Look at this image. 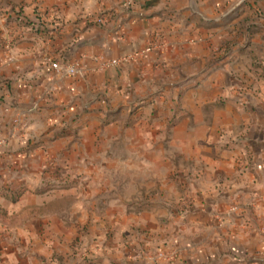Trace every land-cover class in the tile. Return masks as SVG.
<instances>
[{
  "label": "crops",
  "instance_id": "0c3cea01",
  "mask_svg": "<svg viewBox=\"0 0 264 264\" xmlns=\"http://www.w3.org/2000/svg\"><path fill=\"white\" fill-rule=\"evenodd\" d=\"M123 1L0 0V264H263L264 0Z\"/></svg>",
  "mask_w": 264,
  "mask_h": 264
},
{
  "label": "rangeland",
  "instance_id": "374dc122",
  "mask_svg": "<svg viewBox=\"0 0 264 264\" xmlns=\"http://www.w3.org/2000/svg\"><path fill=\"white\" fill-rule=\"evenodd\" d=\"M44 180H45V178H43ZM75 179V183H74V186L76 185H78L79 186V188H80V191H79V194H75L76 195V199L77 200H82V203H84V210L85 211H87L88 212V210H89V208H88V206H89V204L91 203L92 205H93V209H91V211L92 212H101V214H104L103 212H109L110 211V209L109 208H107V209H102L103 208V202L105 201L106 202V204L108 203V201L110 200L111 201V199L113 200L114 199V197H116L117 196V194H115L114 192H101L100 194L99 193H95V194H93V193H90V195H88V194H86V193H83L82 192V190H81V187H82V183H81V180H80V178H77V177H62V178H59L56 182H54V183H51L50 184V186H47V185H45V187H46V190H48V189H50V188H58V187H67V186H70L71 185V183H72V180H74ZM82 179V178H81ZM106 179V178H105ZM110 180H108L109 182H108V185L112 188V189H114L115 188V182H114V178L112 177V178H109ZM79 183V184H78ZM45 190V189H44ZM45 190V191H46ZM136 196V194H126V199H125V201L127 202V203H129L130 201H131V198H133V197H135ZM138 197V196H137ZM88 200V201H87ZM86 201H87V203H86ZM177 211L178 209L176 208V209H172V210H169L170 212V214H173V211ZM139 212L140 211H142V210H138ZM85 226L87 227V224H86V222L85 223H78L77 224V228H79L80 227V229L81 230H84L85 229ZM76 232L78 233L79 232V229H78V231L76 230ZM124 232V231H123ZM122 232V237H123V239L125 240L126 238H125V233H123ZM128 236V235H127ZM83 244V241L82 240H80L79 242H74V243H72L71 245H70V251H73L72 252V254H75V251L73 250L74 248H76L75 250H76V252H78L77 254V256L75 255V257H73L72 259H74V261L78 258L79 260H81V261H86V260H89L88 262L90 263V264H94V261H93V257L91 258H87V257H85V256H87L86 254H92V253H94V251H88V250H92V248L91 249H87V248H85V246L84 245H82ZM94 244V243H93ZM85 248V249H84ZM97 248V247H96ZM84 251H86V253H84ZM73 261V262H74ZM261 263H263L264 264V262H261ZM72 264H75V262L74 263H72Z\"/></svg>",
  "mask_w": 264,
  "mask_h": 264
},
{
  "label": "trees",
  "instance_id": "16d2710c",
  "mask_svg": "<svg viewBox=\"0 0 264 264\" xmlns=\"http://www.w3.org/2000/svg\"><path fill=\"white\" fill-rule=\"evenodd\" d=\"M7 20L13 19L18 25L23 27H32L33 25H36L41 29L42 32H46L47 28L45 27V23L40 20L39 14L35 12V10H32L30 12V15H26L23 12L22 6H17V9H14L12 6L8 12H7ZM53 23L52 29L60 27V25H56ZM23 187L22 186H15L14 188H7L4 189L1 193L2 195L7 198L10 201H15L18 196L22 193Z\"/></svg>",
  "mask_w": 264,
  "mask_h": 264
},
{
  "label": "built area",
  "instance_id": "2783aa9c",
  "mask_svg": "<svg viewBox=\"0 0 264 264\" xmlns=\"http://www.w3.org/2000/svg\"><path fill=\"white\" fill-rule=\"evenodd\" d=\"M133 1L134 0H124L122 4L123 8L125 9L128 8ZM97 20H99L98 17H97ZM151 48H152V45H147L144 48H142L141 52H148ZM116 62L117 60H113V59L108 61L109 64H115ZM48 63H49L50 68H52L55 72L61 75L69 76V75H76L80 73L78 67L75 66L74 64L58 62V61H51V60H48Z\"/></svg>",
  "mask_w": 264,
  "mask_h": 264
}]
</instances>
